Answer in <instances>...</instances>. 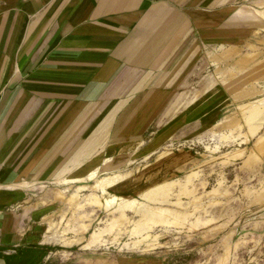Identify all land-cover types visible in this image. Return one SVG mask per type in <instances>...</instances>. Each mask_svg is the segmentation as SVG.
Listing matches in <instances>:
<instances>
[{
	"label": "crops",
	"instance_id": "crops-1",
	"mask_svg": "<svg viewBox=\"0 0 264 264\" xmlns=\"http://www.w3.org/2000/svg\"><path fill=\"white\" fill-rule=\"evenodd\" d=\"M196 139L234 178H264V0H0V264L62 259L71 182ZM251 210L230 258L264 246Z\"/></svg>",
	"mask_w": 264,
	"mask_h": 264
},
{
	"label": "rangeland",
	"instance_id": "rangeland-1",
	"mask_svg": "<svg viewBox=\"0 0 264 264\" xmlns=\"http://www.w3.org/2000/svg\"><path fill=\"white\" fill-rule=\"evenodd\" d=\"M156 145L149 157L140 151L114 159L93 179L71 182L57 216L63 257L51 264H79L72 256L85 251L97 264H264V246L248 253L244 245L230 258L227 241L233 220L264 207V178H234L232 167H221L220 150L204 153L198 139ZM182 150L195 154L185 169L173 168Z\"/></svg>",
	"mask_w": 264,
	"mask_h": 264
}]
</instances>
